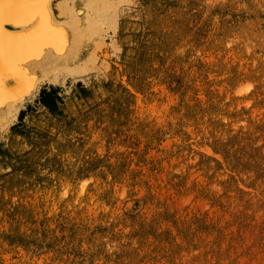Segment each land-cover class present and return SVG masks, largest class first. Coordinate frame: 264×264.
Masks as SVG:
<instances>
[{
    "label": "rangeland",
    "instance_id": "374dc122",
    "mask_svg": "<svg viewBox=\"0 0 264 264\" xmlns=\"http://www.w3.org/2000/svg\"><path fill=\"white\" fill-rule=\"evenodd\" d=\"M112 1L0 130V264H264V0Z\"/></svg>",
    "mask_w": 264,
    "mask_h": 264
},
{
    "label": "bare ground",
    "instance_id": "6f19581e",
    "mask_svg": "<svg viewBox=\"0 0 264 264\" xmlns=\"http://www.w3.org/2000/svg\"><path fill=\"white\" fill-rule=\"evenodd\" d=\"M53 1L0 0V130L43 83L59 82V72L75 73L91 61L88 46L104 39L100 31L112 0H62L71 13L63 20Z\"/></svg>",
    "mask_w": 264,
    "mask_h": 264
},
{
    "label": "trees",
    "instance_id": "16d2710c",
    "mask_svg": "<svg viewBox=\"0 0 264 264\" xmlns=\"http://www.w3.org/2000/svg\"><path fill=\"white\" fill-rule=\"evenodd\" d=\"M59 97H56V89L52 86L51 90H43L41 92L40 102L48 109L54 111L58 109Z\"/></svg>",
    "mask_w": 264,
    "mask_h": 264
}]
</instances>
